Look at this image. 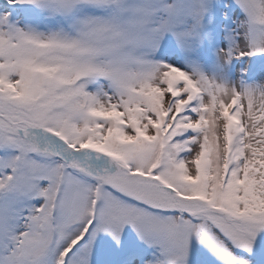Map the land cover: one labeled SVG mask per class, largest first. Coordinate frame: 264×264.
I'll return each mask as SVG.
<instances>
[{
	"label": "snow or ice",
	"instance_id": "6c2138e0",
	"mask_svg": "<svg viewBox=\"0 0 264 264\" xmlns=\"http://www.w3.org/2000/svg\"><path fill=\"white\" fill-rule=\"evenodd\" d=\"M0 264H264V0H0Z\"/></svg>",
	"mask_w": 264,
	"mask_h": 264
}]
</instances>
